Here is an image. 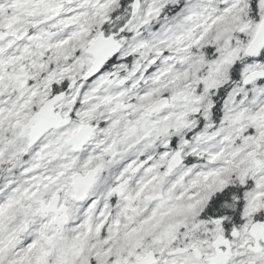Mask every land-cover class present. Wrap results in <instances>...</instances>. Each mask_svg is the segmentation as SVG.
Listing matches in <instances>:
<instances>
[{
    "label": "snow or ice",
    "instance_id": "1",
    "mask_svg": "<svg viewBox=\"0 0 264 264\" xmlns=\"http://www.w3.org/2000/svg\"><path fill=\"white\" fill-rule=\"evenodd\" d=\"M0 264H264V0H0Z\"/></svg>",
    "mask_w": 264,
    "mask_h": 264
}]
</instances>
